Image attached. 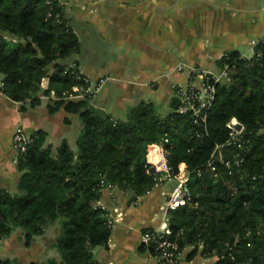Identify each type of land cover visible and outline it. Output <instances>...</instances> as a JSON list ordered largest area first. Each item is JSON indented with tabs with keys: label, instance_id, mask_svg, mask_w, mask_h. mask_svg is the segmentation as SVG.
Wrapping results in <instances>:
<instances>
[{
	"label": "trees",
	"instance_id": "1",
	"mask_svg": "<svg viewBox=\"0 0 264 264\" xmlns=\"http://www.w3.org/2000/svg\"><path fill=\"white\" fill-rule=\"evenodd\" d=\"M0 35L15 38L0 40L2 94L34 108L47 79L42 95L54 94L48 113L63 110L81 126L75 152L65 141L53 151L42 130L29 134L25 152L16 155L19 194L0 188L1 242L20 230L28 247L62 218L54 243L60 261L29 264H98L92 250L107 247L111 232L107 213L94 206L101 191L117 188L130 202L150 192L156 175L146 164L147 147L167 139L174 172L179 164L191 172L190 200L167 213L169 241L179 253L193 247L185 261L199 254L215 258L213 264H264V42L251 59L231 51L216 61L229 77L215 85L205 122L195 123L176 113L175 90L166 116L155 103L140 102L121 120L95 108L90 97L67 99L83 86L68 63L80 43L59 0H0ZM232 119L243 127L237 143L227 128ZM141 250L157 254L154 245ZM0 264L23 263L5 258Z\"/></svg>",
	"mask_w": 264,
	"mask_h": 264
},
{
	"label": "crops",
	"instance_id": "2",
	"mask_svg": "<svg viewBox=\"0 0 264 264\" xmlns=\"http://www.w3.org/2000/svg\"><path fill=\"white\" fill-rule=\"evenodd\" d=\"M59 1L80 43L78 53L68 63L75 64L93 83L104 79L90 103L119 120L140 102L169 103L173 88L188 81L186 73L175 71L178 64L215 72V63L224 53L238 52L249 59L250 43L264 38V0ZM47 88L48 80L43 79L40 104L34 108L28 101L17 103L0 95V188L11 194L17 192L19 177L12 145L16 127L28 134L44 131L45 144L53 151L63 141L76 151L79 121L63 110L48 113L53 92L42 95ZM174 184V180L165 181L133 202L128 193L104 188L94 206L107 213L111 232L107 247L92 250L93 259L98 264H155L141 250L140 238L147 229L167 227L163 211L166 194ZM59 233L58 224H48L26 247L22 232L16 230L0 243V259H17L23 264L59 262L54 249ZM214 262L215 258L197 254L177 264Z\"/></svg>",
	"mask_w": 264,
	"mask_h": 264
},
{
	"label": "built area",
	"instance_id": "3",
	"mask_svg": "<svg viewBox=\"0 0 264 264\" xmlns=\"http://www.w3.org/2000/svg\"><path fill=\"white\" fill-rule=\"evenodd\" d=\"M262 19L264 21V8L262 10ZM0 40L15 41V38H11L8 35H0ZM260 42H264V38L250 43L252 48L251 58L254 57V49ZM73 66L71 65L70 67ZM175 71L178 73H186L188 76V81L185 85H177L173 88L178 101L176 113L179 115H189L194 119L195 123L197 121L204 123L206 120V112L214 99L215 85L223 80H227L229 77L227 67H224L220 71L211 72L195 66L178 64L175 67ZM78 79L82 81L83 86L74 87L72 89L73 95L67 96V99L76 100L85 97L93 99L104 84V79L93 83L81 73ZM2 85V82H0V95L2 94ZM227 128L230 131V140L237 143L243 133V127L235 119H232L227 124ZM29 142V134L21 126L16 127L12 136V145L16 155L24 153ZM168 143V140L164 139L161 143L149 145L146 151V164L156 175L154 187L160 186L165 181L174 180L175 182L166 194L165 208L163 211V219L165 222H167V213L169 211L184 206L190 200L188 182L191 175V172L186 168L185 164H179L177 166V172H174L168 163L169 152L165 149V145ZM240 162L235 161L234 163L238 165ZM229 165L226 163L227 168L230 167ZM208 167L212 172L215 171L212 162L208 163ZM169 235L170 230L168 227H163L158 230H148L141 235L140 242L142 245L146 247L154 245L155 247L157 254L154 256L148 254L155 264H177L180 260L181 253L178 252L176 243L169 241Z\"/></svg>",
	"mask_w": 264,
	"mask_h": 264
},
{
	"label": "rangeland",
	"instance_id": "4",
	"mask_svg": "<svg viewBox=\"0 0 264 264\" xmlns=\"http://www.w3.org/2000/svg\"><path fill=\"white\" fill-rule=\"evenodd\" d=\"M77 25H79L78 23H77ZM76 25V26H77ZM78 28H79V26H78ZM171 95H169L168 97H170ZM160 103H156L157 104V109H158V113H159V115L160 116H166L170 111H171V109H170V106H169V103H167V102H164V101H159ZM107 188V187H106ZM155 188V187H154ZM17 193L19 194V192L17 191ZM62 218H59L58 220H56L55 221V225H59V227H60V231H61V222H62ZM193 249V247H189V248H187L186 250H184L181 254H180V260H184V258H185V256H186V254H187V252H189V251H191Z\"/></svg>",
	"mask_w": 264,
	"mask_h": 264
}]
</instances>
